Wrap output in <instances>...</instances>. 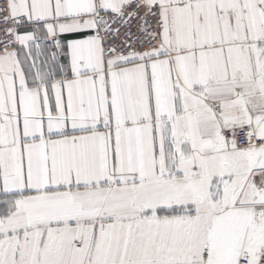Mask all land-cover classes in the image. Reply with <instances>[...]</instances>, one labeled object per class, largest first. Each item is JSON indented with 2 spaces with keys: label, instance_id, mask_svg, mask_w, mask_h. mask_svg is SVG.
Listing matches in <instances>:
<instances>
[{
  "label": "snow or ice",
  "instance_id": "obj_1",
  "mask_svg": "<svg viewBox=\"0 0 264 264\" xmlns=\"http://www.w3.org/2000/svg\"><path fill=\"white\" fill-rule=\"evenodd\" d=\"M0 264H264V0H0Z\"/></svg>",
  "mask_w": 264,
  "mask_h": 264
}]
</instances>
